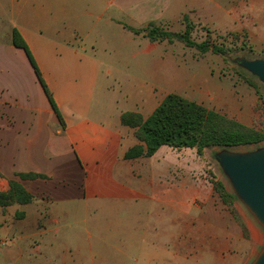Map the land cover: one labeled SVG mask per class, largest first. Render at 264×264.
Segmentation results:
<instances>
[{
	"label": "crops",
	"instance_id": "crops-1",
	"mask_svg": "<svg viewBox=\"0 0 264 264\" xmlns=\"http://www.w3.org/2000/svg\"><path fill=\"white\" fill-rule=\"evenodd\" d=\"M242 12L264 13V0H0V192L16 181L33 198L0 207V264H88L85 252L107 249L105 239L92 242L91 204L124 205L131 212L115 216L128 221L145 204L151 206L147 218L169 225L182 215L186 199L184 193L172 198L169 147L125 159L144 144L136 129L121 124V115L137 113L146 120L167 94L130 73L134 56H90L88 50L100 47L97 30L108 23L122 29L140 21L179 22L183 16L221 22ZM14 29L64 127L25 52L12 44ZM19 174L41 178L21 180ZM174 204L178 212L172 213ZM16 214L23 216L15 219ZM163 236L170 239V230ZM126 240L114 247L121 255L138 250L133 234ZM176 249H168L179 257L176 264H202L184 261ZM143 251L147 258L153 250L147 245Z\"/></svg>",
	"mask_w": 264,
	"mask_h": 264
},
{
	"label": "rangeland",
	"instance_id": "rangeland-1",
	"mask_svg": "<svg viewBox=\"0 0 264 264\" xmlns=\"http://www.w3.org/2000/svg\"><path fill=\"white\" fill-rule=\"evenodd\" d=\"M189 20L194 24L191 38L195 42L228 45L232 49L227 57L202 55L177 40L150 42L142 34L131 31L153 24L181 33L185 28L182 20L140 21L138 26L122 29L108 23L106 28L97 30L101 34L100 47L95 46L88 53L90 56L92 52L96 56H134L130 73L151 84L154 92L179 95L247 128L264 132V86L236 62L237 58L264 60V13H237L232 21H212L206 17ZM261 147L264 142L231 150L246 153ZM167 150L172 198L184 193L186 210L180 216L174 215L169 225L166 219L147 218L151 213L150 204L140 206L136 212L138 217L133 221L115 216L131 212L124 205L91 204L88 226L92 242L105 239L107 249L101 254L95 248L91 255L85 252L88 264H176L180 260L171 252L174 248H178L176 254L187 262L250 264L262 247L264 232L235 197L214 159L217 149L205 150L201 156L195 149ZM217 183L223 186V199L216 191ZM177 209L178 205H172V213L178 212ZM95 213L99 214L98 220ZM103 214L114 217L105 219ZM169 230L170 239L163 236V231ZM129 234L134 235L133 245L138 250L121 255L114 247L123 246ZM255 234L261 241L255 239ZM147 245L153 251L146 258L143 247ZM162 247L166 249L163 253Z\"/></svg>",
	"mask_w": 264,
	"mask_h": 264
},
{
	"label": "trees",
	"instance_id": "trees-1",
	"mask_svg": "<svg viewBox=\"0 0 264 264\" xmlns=\"http://www.w3.org/2000/svg\"><path fill=\"white\" fill-rule=\"evenodd\" d=\"M182 22L185 28L181 33H173L153 24L131 31L135 35L142 34L150 42L180 41L202 55L212 53L227 57L226 55L230 53L232 48L228 45H216L209 41L195 42L191 38L194 24L187 16H183ZM12 44L25 52L48 102L64 127L62 116L42 79L35 60L16 29L12 31ZM121 124L136 129V138L144 144V147L137 145L131 148L125 154L127 160L151 157L163 146L174 150L195 149L197 155L201 156L205 150L247 148L264 142V132L247 128L176 94H168L146 120L137 113H124L121 115ZM18 177L21 180L41 178L36 174H19ZM216 191L223 199L221 184L217 183ZM32 200V196L16 181L9 182L7 192H0L2 209L14 204L25 205ZM22 216L23 214H16V219Z\"/></svg>",
	"mask_w": 264,
	"mask_h": 264
},
{
	"label": "water",
	"instance_id": "water-1",
	"mask_svg": "<svg viewBox=\"0 0 264 264\" xmlns=\"http://www.w3.org/2000/svg\"><path fill=\"white\" fill-rule=\"evenodd\" d=\"M236 62L264 86V60L237 58ZM213 156L235 197L264 232V147L246 153L220 149L214 152ZM250 264H264V240L260 251Z\"/></svg>",
	"mask_w": 264,
	"mask_h": 264
},
{
	"label": "bare ground",
	"instance_id": "bare-ground-1",
	"mask_svg": "<svg viewBox=\"0 0 264 264\" xmlns=\"http://www.w3.org/2000/svg\"><path fill=\"white\" fill-rule=\"evenodd\" d=\"M255 239H256L257 241H261L260 236H257L256 234H255Z\"/></svg>",
	"mask_w": 264,
	"mask_h": 264
},
{
	"label": "built area",
	"instance_id": "built-area-1",
	"mask_svg": "<svg viewBox=\"0 0 264 264\" xmlns=\"http://www.w3.org/2000/svg\"><path fill=\"white\" fill-rule=\"evenodd\" d=\"M4 243V242H3Z\"/></svg>",
	"mask_w": 264,
	"mask_h": 264
}]
</instances>
